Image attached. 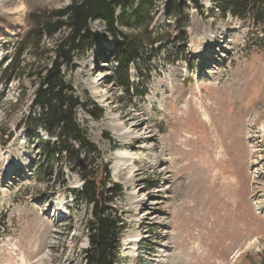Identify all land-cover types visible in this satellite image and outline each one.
Wrapping results in <instances>:
<instances>
[{
    "label": "rangeland",
    "instance_id": "obj_1",
    "mask_svg": "<svg viewBox=\"0 0 264 264\" xmlns=\"http://www.w3.org/2000/svg\"><path fill=\"white\" fill-rule=\"evenodd\" d=\"M123 1L132 5L118 10L126 24L120 30L140 35L142 1ZM185 2L177 23L175 0H149L142 18L158 43L146 45L144 59L130 68L131 94L115 81L108 26L90 22L96 43L63 70L89 106L79 108L77 121L125 192L113 205L128 224L121 264H264V214L256 205L258 197L264 201V29L223 16L220 0ZM70 4L0 0V72L36 17ZM63 35L45 38V46ZM24 59L32 62L29 54ZM38 71L33 65V75ZM38 87L35 79L0 81V129L14 133L7 146L0 143V264H84L77 255L87 248L82 222L90 210L69 194L83 185L82 168L98 178L102 169L99 162L91 166L82 158L78 167L64 159L52 179L41 177L46 133L19 130ZM94 106L103 110L99 119L89 113ZM141 113L148 131L132 134ZM149 132L156 142L137 141ZM117 152L141 159L135 168L142 170L162 154V172L134 177L120 168Z\"/></svg>",
    "mask_w": 264,
    "mask_h": 264
},
{
    "label": "trees",
    "instance_id": "obj_2",
    "mask_svg": "<svg viewBox=\"0 0 264 264\" xmlns=\"http://www.w3.org/2000/svg\"><path fill=\"white\" fill-rule=\"evenodd\" d=\"M141 1V16L138 18L140 35L126 34L120 30L126 24L123 20L125 17L119 18L118 10L132 5V1L71 0V4L62 11L36 17L32 20L31 28L21 38L16 53L0 72L1 83L18 79L21 81L24 78L30 81L35 79L39 83L30 106V114L23 119L19 130L28 128L38 137L41 132L46 133L48 141L44 147L45 161L41 165V177L52 179L57 173V165L64 159L78 167H82V158L91 166L99 162L101 178L92 169L82 168L79 177L83 185L79 189L70 190L69 194L90 210V218L82 222L87 236V248L77 255L84 264L122 263V241L128 224L113 205L125 197V192L121 185L113 182L105 157L90 140L87 130L78 123L77 111L79 108L87 110L89 106L76 96L73 85L63 70L72 68L76 57L87 49L88 44L96 43L88 29L91 21H102L108 26L115 41V81L126 93L131 94L130 68L144 59L147 46L154 47L158 43L151 41L154 37L151 24H147L142 18L149 0ZM175 1L178 23V18L182 19V9L186 2ZM219 9L223 16L250 19L264 29V0H220ZM187 25L185 18L183 29L186 30ZM62 33L64 35L55 41L52 48L45 46V38L54 39ZM183 37L188 40L185 32ZM145 42L148 44H144ZM28 54L32 58L29 63L24 59ZM33 65L39 70L36 75H33ZM136 96L144 97L145 93H138L134 97ZM18 103L17 100L15 104H11V108H17ZM89 113L93 118L99 119L103 110L94 106V110H89ZM13 137V132L0 129V143L3 147ZM58 172L63 173L62 170ZM61 184L66 185V182ZM72 215L76 213L72 212Z\"/></svg>",
    "mask_w": 264,
    "mask_h": 264
},
{
    "label": "bare ground",
    "instance_id": "obj_3",
    "mask_svg": "<svg viewBox=\"0 0 264 264\" xmlns=\"http://www.w3.org/2000/svg\"><path fill=\"white\" fill-rule=\"evenodd\" d=\"M223 38V37H222ZM218 45H219V43H218ZM210 47V46H209ZM212 47V46H211ZM216 47H217V44H216ZM215 48V47H214ZM218 48H219V46H218ZM210 51V50H209ZM206 58H208L209 60H211L212 59V57H213V54L211 53V52H208L206 55ZM94 70V69H93ZM138 111H141V110H138ZM144 118H145V115L143 114V113H141L137 118H135L134 119V122L132 123V130H133V132H132V134H134L135 132H140V131H143V130H145V125H146V123H145V120H144ZM116 129H118L117 128V126H116ZM145 131H148V129L147 130H145ZM262 135H260V137H263L264 136V128H263V130H262ZM128 135H130V133H128ZM143 139H146V141H148V142H156V137H155V135H154V133L153 132H149L148 133V135H147V137L145 138V137H142V136H140V137H138L137 138V141L139 142V141H141V140H143ZM252 156V155H251ZM163 156H162V154L160 155V156H157V157H155L154 158V160L151 162V164L149 165V167H147V168H144L143 170L142 169H136L135 168V165L139 162V161H141V159H138V158H132V157H130V155L128 154V153H126V152H124V153H119V152H117V153H115V155H114V158H115V160H117V162H118V165L120 166V168L121 169H123L124 167H128V168H130V170H131V173L132 174H134V177H139V176H141L142 174H145L146 172L145 171H147L148 169H151V170H153L155 173H158V172H162L161 171V169H160V166H161V163L163 162V158H162ZM256 163V162H255ZM168 164V163H167ZM165 165V164H164ZM171 165V164H170ZM169 165V166H170ZM169 166L167 167L168 169H169ZM143 172V173H142ZM256 196L257 195H255V192H254V197L256 198ZM259 196V195H258ZM142 202H146V200H143ZM256 205H258L257 207H259V211L261 212V213H263L264 214V201H261V200H259V197L257 198V200H256ZM147 205H144V207H146ZM140 217H141V215H140ZM141 219V218H140ZM130 243L129 242H126V244H125V246L127 247L128 245H129ZM123 246H124V243H123ZM128 248V247H127ZM126 250V249H125Z\"/></svg>",
    "mask_w": 264,
    "mask_h": 264
}]
</instances>
